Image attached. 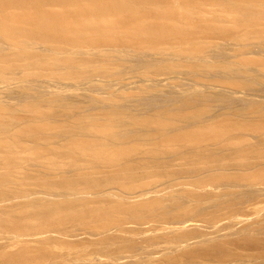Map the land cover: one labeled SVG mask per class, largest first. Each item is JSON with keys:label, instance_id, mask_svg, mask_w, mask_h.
<instances>
[{"label": "rangeland", "instance_id": "obj_1", "mask_svg": "<svg viewBox=\"0 0 264 264\" xmlns=\"http://www.w3.org/2000/svg\"><path fill=\"white\" fill-rule=\"evenodd\" d=\"M256 6L262 10V17L251 23L248 31L238 33L243 38L245 32L246 39L230 36L231 23L225 21L217 25L225 34L198 39L196 52L200 48L204 50L198 54L215 65L229 62L233 65L230 70L217 66L212 72L204 67L190 70L187 63L192 59L170 53L147 55L140 61L136 51L126 45L113 47L98 41H81L75 46L63 44L60 49L42 44L39 50L43 62L38 65L25 67L24 62L19 61L12 67L9 63H0L4 75L26 77V81L14 79L12 82L0 78V107L8 110L0 112V140L7 144L0 145V257L20 242L43 252L42 256H33L32 260L20 264H43L60 253L65 259H74V255L86 252L91 259L77 260V264H112L118 256L129 254L126 251L129 247L138 254V261L145 264L150 258L148 248L161 245L155 261L181 264L197 259L206 263L207 259L196 253L197 247L206 248L204 241L223 238V234L230 231L224 225L229 224L234 237L256 235L257 229L264 227V209L254 212L249 202L264 203V32L261 31L264 28L258 24L264 22V2L259 1ZM202 9L215 18L224 16L217 4L206 2ZM0 41V47L6 51L14 48ZM76 50L79 60L74 55ZM51 57L67 60L74 66H50ZM244 59H249L250 63H245ZM64 73L68 76L63 77ZM161 77L166 79L160 80ZM198 77L207 82H210L208 79L230 82L236 87L199 86L194 79ZM111 93L116 99L103 101ZM200 93L205 98L196 102L193 111L177 108L184 98ZM51 95H63L66 99L47 102L46 98ZM33 101L56 114V118L50 115L42 118L44 122L62 123V131L72 130L79 136L83 130L75 122L76 118L96 114L101 109L100 113L118 110L117 120L126 122L135 117L160 114L172 126L160 135L153 128L123 125L116 133H127L128 138L119 139L118 146L133 149V153L108 164L97 163L85 155L74 156L65 148L64 139L58 142L64 145L55 153L34 154L36 149L31 141L36 134L21 133L24 123L18 119L30 113L24 105ZM249 104L253 105L252 112L245 117L237 115L240 107ZM191 122L202 128H192L188 125ZM253 122L261 123V129H251ZM185 125L192 129L181 133ZM176 130L181 133L177 140L163 139ZM56 131L47 129L44 134ZM99 138L105 139L107 144L110 142L106 136L99 135L92 142ZM216 177L214 183H222L231 192L204 198L203 194L210 191L207 184ZM176 180L183 185L160 191ZM89 181L100 190L86 189ZM197 181H203L205 187L196 186ZM69 186L82 193L72 195L71 204L60 213L52 214L53 207L40 206L49 201H61L59 193ZM144 188L150 191L149 198L158 203L134 210L121 206L147 198L127 197L129 192ZM156 189L159 190L153 192ZM248 191L252 193L249 195ZM18 194L19 197L14 198ZM24 194L28 196L23 197ZM84 200L86 202H81ZM214 200L223 202L222 209L210 205ZM113 204L118 207L110 210ZM243 204L248 215L241 210ZM231 207L237 209L235 213H228L231 218L228 222L217 225L219 232L216 227L194 221L196 216L218 214ZM162 216H179L186 221L171 229L167 227L169 223L152 221ZM132 221H148L143 228L158 229L145 235L126 232V238L117 237L114 231L100 233L102 224H107L111 230L134 228L137 231L138 226ZM12 222L16 226L8 227ZM95 228H99L98 231H94ZM97 248L107 249L111 255L101 256ZM234 250L240 253V258L233 261L235 264H264L262 244L255 249L236 247ZM7 263L13 264L11 259L0 264Z\"/></svg>", "mask_w": 264, "mask_h": 264}, {"label": "bare ground", "instance_id": "obj_2", "mask_svg": "<svg viewBox=\"0 0 264 264\" xmlns=\"http://www.w3.org/2000/svg\"><path fill=\"white\" fill-rule=\"evenodd\" d=\"M264 2V0H0V40L2 39L6 44L13 46L11 50H5L4 47H0V63H9L14 67L19 61H23L25 67L29 65L41 64V52L39 48L42 44L52 45L54 49L62 48L63 44L80 43L81 41H98L104 45H110L113 47H120L126 45L139 55L138 59H143L147 55H164L166 53L174 55H185L188 59H192L187 63V67L190 70H198L206 68L208 72H212L216 66L222 70H230L233 68L231 63H223L215 65L205 58L200 52H204L203 48H200L196 52L198 39L208 38L214 35L225 34L223 28L218 27V23L221 21L231 23L230 36L235 39H246L245 32L243 38L238 33L239 31H248V26L251 23H256L262 17V10L256 6L257 2ZM208 2L211 5H220L224 16L221 18H215L211 16V13L204 11L202 5ZM264 28V22L258 23ZM257 24V25H258ZM264 32V30H261ZM250 35L254 34L250 32ZM0 45L2 42L0 41ZM64 47V46H63ZM101 47L97 49L100 50ZM103 50V49H101ZM89 51V50H84ZM79 51H74L75 57L79 60ZM87 53V52H83ZM142 55V56H141ZM16 60L15 62H13ZM261 61V59H259ZM245 63H250L249 59H244ZM50 66H63L71 68L73 63L64 59L51 57L48 61ZM16 69H13L14 71ZM0 78H3L9 82L14 79L25 80V75H4V69L0 68ZM67 72H70L67 70ZM14 73V72H13ZM97 73H94L96 75ZM67 73L63 74V77H67ZM161 79H166L161 77ZM196 85L208 86L218 85L235 88L236 86L230 82L220 81L217 79H208L210 82L204 81V78H194ZM3 80V81H5ZM91 87V86H89ZM88 88V87H87ZM27 94L29 93L28 91ZM111 92V91H109ZM25 96V94H23ZM210 96H220V94H211ZM205 95L202 93L194 95L193 97H187L177 104L178 109H190L193 111L195 104L199 100H203ZM63 95H51L46 98L47 102L57 103L65 100ZM116 98L113 93L103 100H110L113 102ZM96 100L102 101L96 97ZM30 109V113L27 116H21L20 122H23L21 133L36 134L32 139V147L36 149V153H55L56 150L64 144H58L63 139L66 141L65 148H67L74 156L85 155L92 158L97 163L108 164L115 162L118 157L123 155H131L133 149H122L118 146L119 139L125 140L128 138V134L121 135L116 133L123 125L126 127L141 126L145 128H153L156 133L163 134L168 131V128L172 125L163 119L160 114L147 115L143 117H135L131 121L126 122L123 120H117L118 110H112L110 112H103L102 109L96 114H90L88 116H78L75 122L83 130L79 135L73 133L72 130L62 131V123L56 122V124H49L43 121L47 115L56 118V114L50 110H44L41 107V103L38 101L26 102L24 105ZM1 111H8L0 107ZM253 111V105L249 104L240 107L237 115L245 117L248 113ZM90 120V121H88ZM36 121H38L36 123ZM87 121V123H86ZM192 125V128L200 127L195 122L188 123ZM183 131H188L192 128H185ZM262 127L261 123L253 122L251 129L258 131ZM182 128H178L182 129ZM205 128V127H204ZM47 129L57 130L55 133L44 134ZM171 133V135H165L163 137L166 141H175L179 138L181 133ZM204 131V129H202ZM89 134V136H87ZM80 137H76V136ZM105 137L110 140L108 144L105 139L99 138L94 143L92 139H96L97 136ZM202 136V135H200ZM199 136V137H200ZM111 137V138H110ZM111 145L110 147L108 145ZM0 145L6 146L4 140H0ZM26 147L28 144H24ZM37 154V155H38ZM218 177L211 179L210 184L207 186L210 191L203 194L204 198L222 195L231 192L230 188L222 186V183L215 184ZM203 181H197L195 184L199 187H205ZM183 185L179 180L171 181L170 184L160 189H166L169 187H178ZM230 185V184H229ZM123 186H126L125 184ZM43 187V186H42ZM45 188V187H43ZM90 191H99L100 188L93 185V182L89 181V186L86 188ZM159 189L154 190L157 192ZM210 192V193H209ZM249 195L252 193L248 191ZM82 193L77 188L69 186L67 190L59 193L62 197L61 201L41 203V207H53L52 214L60 213L65 206L71 204V196ZM150 191L143 189L140 191H131L128 193V199H137L140 197H147L144 199H137L122 203V207L126 210H134L140 208H150L158 200L149 198ZM48 195H51L47 193ZM46 194V195H47ZM20 194L14 198L19 197ZM27 197L24 194L23 197ZM69 199V200H67ZM253 199V198H251ZM81 200V199H79ZM78 201V200H77ZM86 202V200L81 201ZM210 202L208 201L207 204ZM223 202L214 200L210 203L212 207L217 210L222 209L220 205ZM246 204V203H245ZM245 204L242 205V212L246 215ZM251 209L254 212L264 209V203L258 200L249 202ZM118 206L113 204L110 210L117 208ZM99 208V207H98ZM203 209V206H201ZM237 208L231 207L218 214H206L196 216L194 221H200L203 224L216 227L217 232L219 228L217 225L228 222L230 216L228 213H235ZM109 210V209H108ZM204 210V209H203ZM159 220H152L154 222L169 223L168 228H175L178 223H183L186 220H182V217H165ZM138 226L137 231L134 228L127 229H113L108 228L107 224H102L100 233H110L114 231V234L119 238H126V232H132L135 234H147L150 231H156L158 228H143L142 225L146 222H135ZM8 227L14 228L15 222L7 224ZM165 227V226H164ZM163 227V228H164ZM230 229L223 234V238L213 241H204L202 244L206 245V248L197 247L199 251L196 253L201 257L207 259L206 263H203L197 259L192 261H186L181 264H235L240 258V253L234 248L246 247L256 248L259 244L264 245V227L257 229V236L250 235L239 237L232 236V228L229 224L224 225ZM160 228V229H163ZM99 228L93 229L98 231ZM133 239V237H130ZM172 246V245H171ZM171 246L169 248H171ZM148 248L150 254L149 260L145 264H165L160 260L154 259V256L158 255V249ZM97 253L101 256L111 255L107 249H98ZM126 251L129 254L118 256L112 264H122L123 262L131 261L133 264L140 263L138 261V254L133 253L128 247ZM71 252V251H70ZM69 252V254H70ZM84 252V251H83ZM259 252V251H257ZM264 255V251L261 252ZM41 249L28 248L25 244L20 242L16 243L15 249L7 250V254L0 260V263H4L6 260L11 259L13 264L21 263L24 261L32 260L33 256H42ZM61 254V253H60ZM57 254L54 258L48 259L43 264H77V260L91 259L89 253L74 255V259H65ZM3 256V255H1ZM89 257V258H87ZM58 261V262H56ZM9 264V263H7ZM245 264V263H244Z\"/></svg>", "mask_w": 264, "mask_h": 264}]
</instances>
